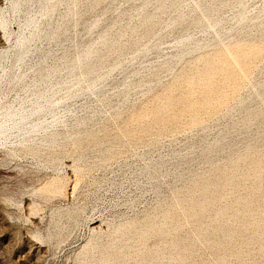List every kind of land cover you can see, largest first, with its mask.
Instances as JSON below:
<instances>
[{"label":"rangeland","instance_id":"obj_1","mask_svg":"<svg viewBox=\"0 0 264 264\" xmlns=\"http://www.w3.org/2000/svg\"><path fill=\"white\" fill-rule=\"evenodd\" d=\"M224 1L222 0L225 4L218 8L217 13L218 17L227 19L224 23V26H227L228 20L233 17L238 6L235 0ZM246 1L247 14L253 12L260 4V0ZM122 2L124 1L76 0L75 11L76 13L81 11L76 15L74 27L76 33L80 28V22H90L95 19L104 3L114 9L123 4ZM8 3L10 0H0V14L5 17L7 23V28L5 27L7 31L4 30L6 41L0 42V48L7 47L9 55L12 56V48L17 35L22 32L21 28L25 31L23 27L25 14L22 10L10 9ZM159 4L165 6L166 9L158 10ZM192 6V0L149 1L143 10L153 15L154 22L149 29L145 28L142 22L141 9L132 6L127 8L126 12L115 19L106 31L107 44H103L96 34L90 36L95 48L107 52L104 66L97 71L104 77L95 81V84L93 83V86L97 87L104 82L102 96H96L91 92L78 94L71 100H67L65 105L60 106L57 110L60 121L55 127L58 136L53 146L50 144L46 146L47 143H44L43 154L35 155L29 152L20 154L21 152H18L15 155L3 148V153L0 150V155H4L0 157V264H80L87 244L99 246L102 252L104 251L105 260L101 262L98 260L101 254L99 247L90 252L96 264H264V196H261L264 194V156H262L264 155V140H262L264 136H260L264 133V95L261 98L252 96L247 102V108L252 113L255 114L258 111L255 115L250 116L241 108L229 110L231 105L237 104L245 96L248 97L252 83L264 80V52L262 51L264 33L259 35L257 28L246 30L248 35L244 39L252 38L251 43H253L249 48L251 43H247L248 46L244 44L247 46L246 49H249H247V55L249 51H252V54L255 51L260 52L257 56L254 53L256 57L253 58L249 52L251 56L248 55V57L250 56L251 62L248 57L242 56L244 58L240 59L242 58L240 56L234 60L230 59L231 65L226 66L230 51L222 50L225 45L219 48V52L223 51L226 57L220 53L217 56L223 55V59L227 60L222 63V57L220 60L216 56L223 64L221 66L227 67L224 71L232 72L230 68H234V75L230 72L233 76L228 75V77L233 78L239 74L237 78L240 82L236 81V76L231 79L226 75L225 78V74L220 75L216 71L218 69L224 73L222 70L224 68L213 69L211 77L219 75L220 79L214 77L215 83L212 78L208 81L209 84H213V87L209 85L211 93L214 90V93L222 96L223 92L227 96L231 95L218 99L217 96L221 97V95L214 96L215 94L212 93L213 96L208 99L209 105L201 99V95L204 96L206 89L210 87L207 85V80L205 82L203 81L205 78L201 77L203 76L202 66L206 64L202 58L197 59L198 52L187 54L183 61L171 60L172 62L168 61L167 64H163L164 66L160 65L165 54L172 51V43L176 38L187 35L206 39L212 37L209 30L200 26L180 27L178 23H171L176 14H187ZM64 9V4L57 7L58 12H63ZM8 34H10L9 37ZM253 39L255 42L258 40L260 42L254 43ZM154 42H157L159 48L149 49L141 61L133 60L129 67L130 84H125L121 78L120 66L133 58L134 51L139 45H151ZM37 45L42 48L47 47L45 41H39ZM256 45L260 50L261 47L263 49L260 51ZM253 48L256 50L254 51ZM205 49H208V51L205 50L206 52L210 51L209 53L213 54L211 51L213 48ZM51 50L54 53L59 52L60 45L54 44ZM115 59H118L121 64L107 70V64ZM7 60L9 58L6 59V64ZM241 60L247 64L242 66L243 61ZM36 61L37 54L30 51L22 66L15 70L24 72L27 77H32L33 67L31 66ZM175 61L178 63L176 64ZM239 65L240 69L244 67L249 74L240 72ZM235 68H237L236 72H234ZM182 69L185 71L181 73L179 70ZM193 71L195 73L197 71L198 78ZM190 72L196 79L190 76ZM240 73L244 74L241 80ZM189 76L193 79V84L191 79H187ZM221 78H225V81L228 79L226 84ZM198 79L202 85L203 82L207 85V87L203 85L205 89L200 86ZM195 80H198L199 84L197 87L196 85L192 87L193 90L190 87L194 85ZM216 80L219 85L216 84ZM243 80L245 82H242ZM235 81L236 84H234ZM86 83L83 81L81 84ZM223 83L226 85H224L225 89L224 86H220ZM187 86L192 90L191 93ZM219 86L223 87L221 89L223 92L218 90ZM187 90L189 96L185 97ZM231 90L234 93H231ZM22 93L20 84L13 81L0 82V104L14 101ZM196 93L200 94L201 100ZM58 95L65 96L66 90L61 87ZM167 95L170 97L168 104L165 102ZM172 96H175L173 99L177 97V101L171 99ZM180 96L185 101L187 100L186 102H190L191 107L189 103L186 106V102H182L184 100ZM195 98L200 100V105L203 104L201 107L198 108L199 102ZM193 99L197 101L195 102L198 103L197 107L193 104ZM211 99H216V102L210 101ZM169 100L172 101L170 104ZM218 100L220 101L217 103ZM162 102L161 105H164V108H160L164 110L161 112H169L168 116L171 113L168 120H166L167 113L162 112L166 115L164 119L160 113L159 105ZM181 102L185 108L181 106ZM172 103L174 107L180 104L177 106L178 110L176 109L178 113L174 107H171ZM211 103H215L216 106ZM191 104L196 107L194 110L191 109L193 108ZM207 104L209 106L206 108ZM154 105L155 108L158 107L157 110ZM167 105L171 111L173 110L172 112L168 111L169 107L165 111ZM207 109H209L208 112H206ZM150 111L153 113L154 121H151ZM137 112L141 113V116L145 114L142 121L141 116L138 117L140 121L135 117ZM158 112L163 122H158L161 119ZM148 113L151 117L145 121ZM172 113H175L177 117H171ZM193 114L199 116L201 121L195 116L197 123ZM83 116L86 131L74 124L76 119ZM246 116H250L248 126L243 123ZM191 119L192 122H190ZM87 129L92 131L93 137ZM260 131L261 134H259ZM85 134H88L87 138ZM81 136L85 138L81 139ZM76 138L78 141L75 140ZM217 138L219 147L215 152L209 145ZM260 153L263 154L258 157ZM255 157L261 158L263 162L259 160L261 164L257 162L259 165H256L255 161L258 159ZM252 158L256 160L253 161ZM228 159L231 161L230 164L234 162L236 165L234 163L230 165ZM228 164L230 168L234 166L231 168L232 171L228 168ZM249 166L251 169H248ZM256 168L258 174L254 172ZM224 169L227 171L229 169V171L226 173ZM220 171L223 173L220 174ZM252 172L256 175V179ZM217 173L222 176L217 177ZM225 173L228 179L231 178V174L233 177L235 175L231 178L232 182L230 180L222 182L227 179H223ZM247 173L252 174V177H248L251 175ZM215 175L218 183L215 182L219 188L212 184V187L213 185L215 187L211 188L209 198L216 195L214 197L216 199H212L213 202L210 199L212 202L210 203L207 199L210 195H208L210 192L208 183L214 182ZM242 175H245V178ZM258 180L260 182L256 184L255 181L258 182ZM202 181L207 182L209 186L204 185L205 183L200 184ZM219 181L222 184H219ZM61 182L64 185L62 187L59 186ZM199 185L207 186V189L205 187L207 191L204 192V187ZM55 186L62 188L63 191L60 192V189L57 191L58 188L55 189ZM202 188L203 191H201ZM260 188L263 189L260 190ZM214 189H218L216 193L213 192ZM205 199L209 204L205 202ZM247 200H251V203ZM235 201L243 202L244 205ZM199 202L207 205L200 203V207L196 206ZM248 203L250 205H247ZM187 204H189L188 208ZM193 204L196 205L193 207ZM190 208H195L192 210L195 214L190 212ZM217 212L219 213L216 214ZM137 228H146V233L141 236L135 230ZM224 231L226 232L223 234ZM122 232L125 233L121 234ZM114 237H117L115 241L112 240ZM123 243L126 246L119 250L118 247H114V244ZM149 255H151L150 259H145Z\"/></svg>","mask_w":264,"mask_h":264},{"label":"bare ground","instance_id":"obj_2","mask_svg":"<svg viewBox=\"0 0 264 264\" xmlns=\"http://www.w3.org/2000/svg\"><path fill=\"white\" fill-rule=\"evenodd\" d=\"M123 1H124V2H122L123 4H121L120 6H118L117 8H114V9H111L107 3L106 4L104 3L103 4L104 5L103 8H101V10H99V13L97 14V17L95 19L91 20L90 22H80V24H79L80 28H79V30L76 33V30L74 29V27L76 25V18H77L76 15L78 14V12H81V11H78L76 13V11H75L76 0H10V3H8L10 9H12L14 11L15 10H22L24 12V14H25V19H24V23H23L24 24L23 27H24L25 31H23L22 28H21L22 32L20 34L18 33L19 35H17L18 37H16V39L14 41V46L12 48L13 49V55L12 56L9 55L6 46H5L6 48H4V47L0 48V82L1 81L2 82L3 81H6V82L13 81L14 83L20 84V87L22 88V92L23 93H22L21 96H17L15 98V100L12 101V102H3V103L0 104V142H1V147H0L1 149L0 150L2 151L1 153H3V150H8V152L10 151V152H12V154H15V153H18V152L19 153L21 152L20 154H23L22 152H29V153H32V154H35V155L43 154V150L44 149H43L42 146H45V145L47 146L48 144L53 146L55 141H56V138L58 136V131H57V129L55 127H56L57 123L60 121V116L58 115V111H57L60 106H62L63 104L65 105L66 104L65 102L67 100H71L74 96H76L78 94H84V93H90L91 92V93L95 94L96 96L97 95L102 96L103 90H104V87H103V83L104 82L100 83V85H98L97 87L93 86V83L95 81H98V80H100L101 78L104 77V75L98 74L97 71L104 66L105 56H106L105 54L107 52L104 51V50H100V49L95 48L93 46V42L90 40V36H92L93 34H96V35H98L101 38V41H102L103 44H107V40L105 38L106 31L108 30L110 25L113 23V21L115 19H117L118 17H120L121 15H123L126 12L127 8H129L131 6L132 7H137V8L142 10L141 17H142V22H144L145 28L149 29V27L154 22L153 15L151 13L147 12V11H143L144 8L146 7V5L151 0H123ZM235 1H236V5L238 6V9L236 10V12L233 15V17H230V19L228 20V25L224 26V23L227 22L226 21L227 19H224L222 17L221 18L218 17V13H217L218 8L220 6H222V4H225V3L222 2V0H209V1H207V0L206 1L205 0H192L193 6H192V9L190 8L191 11H187L188 12L187 14L186 13L185 14H182V13L176 14V16L171 21V23L172 24L178 23V25H180V27H184L186 25H197V26H200V27L204 28L205 30H209L212 33V37L210 39H206V38H195L192 35H187V36H184V37H181V38H176L173 41V43H172V51L170 53H168V54H165V56L163 57L160 65L164 66L163 64H165V63L167 64L168 61L170 63L171 60H176V61H181L182 60L183 61V59H185V56L187 54L192 53V52H198L197 55H196L198 58L197 57L196 58L197 59L202 58V61L205 60V62H206L205 63L203 61L204 64H206L205 66L200 65V66L203 67L202 72H201L203 74V76H201V77L205 78V80L202 78L203 81L206 82V80H207V83H208V81H210V79L212 78V79H214V83H215V78L217 79V77H219V79H220V76L216 75V77L214 76L215 78L211 77V75L213 74L212 73L213 69L215 70V68L217 69V67L218 68H224V69H222L223 71L225 69H227V67L225 68V67L221 66L223 64H221V61H220L221 58L220 57H222L224 55V52L223 51L219 52V48L222 47V45H225V47L223 46L224 49L222 48V50H224L225 52L230 51L229 52L230 58H229L228 61L226 60L228 63L222 57V60H223L222 63L226 62L227 63V64L225 63L226 66L229 65V64L231 65V63H232L231 60H234L236 57H240V56L241 57L242 56L248 57V55H250V53L252 54V51L251 52L249 51L250 53L248 52V55H247V51L249 50L248 48L250 46H252V44H253V43H251L252 38L248 39V37H247V40L244 39V38L248 35L247 34L248 32L246 30H248L249 28H251V29L257 28L258 34L259 35L260 34L263 35V33H264V0H260V4L253 10V12H251L252 11L251 10L250 11L251 13H249V14L246 13V6H247V1L246 0H235ZM235 1H234V3H235ZM60 4H64L65 5V9H64L63 12H61V11L58 12V10H57L58 5H60ZM157 9L158 10H165L166 7L161 5V4H159ZM79 19H80V16H79ZM77 22H79V21H77ZM6 24L7 23H6L5 17L2 14H0V42L3 41L4 40V36H6L5 31H4V30H6L5 29ZM244 29H245V31H244ZM251 29H250V31H251ZM74 30H75V32H74ZM251 34L249 33V35H251ZM9 35L10 34H8V37H9ZM256 35H257V32H256ZM251 36H253V34ZM256 38L257 37L255 36V40H257ZM225 40H226V42H225ZM255 40H254V43L260 42L259 40L255 42ZM4 41H6V39ZM39 41H45L47 47L46 48H42V47H40V45H37ZM247 43L248 44L251 43V45L249 44V46H248ZM54 44H59L60 45V51L57 52V53H54L51 50V47ZM244 44H246L248 46V48H247L248 50L246 49L247 46H245ZM257 45H258V43H257ZM257 45H256V47H257ZM258 46L260 47V45H258ZM261 46H262V44H261ZM207 47L208 48L209 47L213 48L212 50L210 49L213 52V54L212 53L210 54L209 53L210 51L206 52V51H208V49H205ZM151 48L158 49L159 46H158L157 42H154L151 45H147V44L139 45L137 47V49L134 51L135 54H134L133 58L130 61L129 60L126 61L124 63V65L120 66L121 67L120 68L121 78H122V80H124L125 84H127V85L130 84V76H129L130 69H129V67H130L131 63L133 62V60L134 61H141L143 59V57L145 56L146 52L149 49H151ZM255 48H253L254 51L258 47L256 49ZM262 49L263 48L261 47V50ZM250 50H252V48ZM9 51H11V50H9ZM30 51H32V52L37 54V61L34 62L32 64V66H31V67H33L32 77H27L24 72H22V71L17 72L15 70V68L19 69V67L22 66V64L25 62V59L28 56ZM220 51H221V49H220ZM262 51L264 52V49ZM263 52H261V54ZM218 53L223 54V55L222 56L220 55L218 57L217 56ZM254 53H256L255 54L256 56H257L258 53L260 54L259 51L258 52L255 51ZM254 53L252 54L253 55L252 58L255 56ZM250 56L248 57L249 61H250ZM224 57H226V56L224 55ZM7 58H9V60H7V64H6V59ZM243 58L244 57H242L240 59H243ZM260 58L262 60V56H260ZM248 59H246V60L248 61ZM176 61H175V63H176ZM242 61L243 60H241V62ZM203 62H202V64H203ZM120 64L121 63L118 61V59H115V60H113V61H111V62H109L107 64V67H108L107 70H111V69L119 66ZM238 64H239V62H238ZM245 64H247V63L245 62ZM245 64H244V61H243L242 66H245ZM160 65H159V67H160ZM240 65L238 66L240 72L242 71V73L249 74V73H247L249 71H246V69L244 67L243 68L245 70H243L242 67L240 69ZM229 66H228V69L230 68ZM248 66L250 67V63H249ZM202 67H200V68H202ZM249 67H247V68H249ZM192 68H194V67H192ZM230 69L232 70V72L229 70V71H227V73H226V71H224V73H223L221 70H220L221 71L220 72L218 69L216 71H218L220 73V75H221V73L225 74V78H226V75H227V78H231V77H228V75L229 76H233L234 75V73H233V69L234 68L232 69V67H231ZM236 69L237 68H235L234 72H236ZM179 71L182 73V71H185V70L182 69V70H179ZM190 71H192V69ZM194 71H195V69H194ZM216 71H214V72H216ZM243 71H245V72H243ZM228 72H229V74H228ZM230 72L233 75H231ZM238 72L239 71L237 70V73ZM186 73H187V70H186ZM186 73H185V75H186ZM190 73H191L190 76L192 77V72H190ZM219 73H217V74H219ZM194 74L198 78L197 71H196V73L194 72ZM237 76L235 78H237ZM240 76L242 77V78H240V80H241V79H243L244 74H241ZM78 77H82V78H78ZM189 77L187 79H191V77L190 78ZM201 77H199V79ZM222 77H224V75ZM234 77L231 78V79H234ZM192 78H194V77H192ZM225 78H221V80L224 79V81H225ZM244 78H246V77H244ZM194 79H196V78H194ZM191 80H192V84H193V79H191ZM198 80H195L196 84L194 82V85L190 84V81H189V84L192 85L190 88L194 87L195 85L197 87L198 86L197 84H199V83H197ZM227 80L228 79H226V81ZM237 80H238V78L236 79V81ZM83 81H86L87 83L85 85L81 84ZM211 81L213 83V80H211ZM226 81H225V84H226ZM236 81H235L234 84H236ZM199 82H200V80H199ZM228 82H230V81H228ZM242 82H245V80H243ZM249 82L251 83V81H249ZM221 83H222V81H221ZM230 83H232V82H230ZM183 84H185V81H183ZM200 84H201L200 86L204 87V89H205V86H203L205 83L203 82V85H202V82H200ZM216 84L219 85L218 81H217ZM216 84H215V86H216ZM225 84L224 83L222 85L220 84V86H224ZM207 85H208V87H210V86L213 87L212 86L213 84L211 85V84L208 83ZM207 85H206V87H207ZM225 86H224V89H225ZM61 87L66 90V95L65 96L58 95V91H59V89ZM187 87L189 88V86H187ZM211 87H210V89L209 88L206 89V93H204V96L201 95L202 98H201L200 94H197V93L199 91H202L203 88L201 90L198 89L199 91L196 93L198 98L200 97L204 103L207 102L209 104L208 99L213 96V95H211L212 93L215 94L214 96L219 94V93L218 94L214 93V90H212V93H211ZM236 87L237 86H235V88ZM190 88L188 89L190 92L187 90V94L185 95V97L187 95L189 96L188 92L191 93L192 90H190ZM222 88L223 87H220V89L218 88V90L220 91ZM227 88H228V85H227ZM204 89H203V91H204ZM212 89H214V88H212ZM226 90H224V91H226ZM227 92H229V90ZM230 92L234 93L233 90H231ZM222 94H223V96L221 94H219V95H221V97L217 96L218 99L219 98L222 99V97H225L226 94H224V92ZM169 95H167V97H168L167 100L164 99V100H166L165 102H167L168 99L170 98ZM181 95L184 97L183 94H181ZM262 95H264V80L261 81V82L252 83L251 84V91H250L248 97L245 96L243 99H240L237 102V104L231 105V108L230 109L228 108V109L231 110V109H240L241 108L244 111H247L248 114L251 116V114H254V113H252V111H250L247 108L248 100L252 96H256V97H260L261 98ZM175 96H172L171 99H173ZM182 96H180V98L182 100H184ZM229 96L226 95V97H229ZM176 99H177V97H176ZM176 99H173V100H176ZM199 99L195 98V100H198V102H199L198 108H199V106L201 107L203 105V104L200 105V100L201 99L200 100ZM195 100L193 99L194 102L192 101L194 105L198 104V103H195V102H197ZM186 101L184 100L182 102H186ZM189 101H190V99H189ZM210 101H212V102L215 101L216 102V99L215 100L211 99ZM219 101L220 100H218L217 103ZM222 101H224V100H222ZM170 102H172V101L169 100V104H170ZM182 102H181V106L183 105ZM188 103H189V106H190V102H186L185 105L187 106ZM221 103H219V104H221ZM161 104H163V102L160 103V105ZM167 104H168V102H167ZM208 104H207L206 108L210 105V104L209 105ZM214 104L215 103H213L212 105H214ZM160 105H159V108L164 106V105L163 106L162 105L160 106ZM171 105H172L171 107H174L173 103ZM178 105H180V104H176L175 105L176 107H174L175 109L172 108L176 112H177V110L179 108V107H177ZM194 105H192L193 108H191L193 110H194V107H195ZM205 105L206 104H204V106ZM156 106H158V105L156 104ZM215 106H216V104H215ZM168 107H169V105H167V107L165 106V108H166L165 111L167 110ZM182 107L185 108L184 106H182ZM196 107H197V105H196ZM203 107H202V109H205ZM154 108H155V105H154ZM157 108L158 107H156L155 109L157 110ZM163 108H160V113L162 114L163 119H164V117L166 115H167L166 116L167 118L165 117L166 120L170 119L171 113L168 116L169 112L168 113L166 112L167 113L166 114V113H164V111H162L164 114H166V115H164L161 112V110H164ZM198 108H197V111H198ZM169 109H170V107H169ZM169 109H168V111H170V112L173 111V110L171 111V109L170 110ZM209 109H210V107H209ZM209 109H207L206 112H208ZM188 110H189V108H188ZM188 110L186 109V111H188ZM199 110H201V108ZM151 111H152V109H151ZM181 111H183V110H181ZM152 112L150 113V115L153 114ZM179 112H180V110H179ZM190 112H191V110H190ZM194 112L195 111H193V113ZM199 112H197V114H199ZM201 112H202V110H201ZM257 112H255V114ZM137 113L139 114V116H136V115H138ZM137 113H136V115L134 113V115H135V117H137V119H139L138 117L141 116V113H139V112H137ZM149 113H148V116H149ZM160 113L158 112V116H159ZM180 113H182V112H180ZM261 113H259V115H261ZM174 114L172 113L173 116H171V117H174L176 115V114L175 115ZM187 114H189V113H187ZM194 114H196V113H194ZM143 116H141L142 117L141 121L143 120ZM148 116H147V118L144 119L145 121H147L146 119L151 117V116H149V117ZM156 116H157V114H156ZM195 116H197V115H194V117ZM250 116L249 117L246 116V118L243 120V123H244L245 126H248L250 124ZM159 117H161V116H159ZM175 117H177V116H175ZM178 117H179V115H178ZM194 117H192V118L194 119ZM197 117L199 119V116H197ZM151 118H152L151 119V121H152L154 119L153 115H152ZM156 119H157V117H156ZM158 119H160V118H158ZM163 119L161 117V119L158 122H160V121L163 122L162 121ZM252 120H253V118H252ZM139 121H140V119H139ZM193 121H195V119ZM196 121H197V118H196ZM84 122H85V118L83 116L81 118L76 119L74 124H76L78 127L80 126V128H82V130H85L84 128H86V126L84 125ZM190 122H192V119L190 120ZM197 123H198V121H197ZM255 123H257V122H255ZM262 123H263V121H262ZM87 131H89L90 133L92 132V131H90L88 129H87ZM82 133H83V131H82ZM82 133L80 132V134H82ZM92 134L93 133H91L90 136L93 137ZM259 134H261V131H260ZM79 136H78V138H79ZM260 136L263 137L264 133L262 135H260ZM87 137H88V134L86 135V138ZM83 138H85V137L81 136V139H83ZM75 140L78 141L77 138ZM262 140H264V138ZM79 141H80V139H79ZM44 143H47V144L44 145ZM209 146H210V148L212 150H215V152H216V150H218V147H219L218 138L214 142H212ZM222 147H223V145H222ZM250 147H251V145H250ZM2 148H3V150H2ZM44 148H46V147H44ZM261 152H263V151H261ZM4 153H6V152L4 151ZM262 154L263 153H260V156L258 155V157H261ZM2 155H0V157ZM262 156H264V155H262ZM255 158H257V157H255ZM257 159H258V161L256 159L253 160V158H252L253 161L256 160L255 163L259 162V160L261 158L260 159L257 158ZM2 160L4 161V159H2ZM263 160H260V161L263 162ZM234 162H235V160H234ZM228 163L230 164L231 161L229 160ZM263 163L260 166L261 168L263 167ZM232 164H230V165H232ZM252 164H253V166L259 165L258 163L256 165H254V163H252ZM252 164H250L251 167H252ZM230 165H229L228 168H230ZM234 165H236V163H234ZM250 166L248 167V169L250 168ZM219 167L222 169L221 166H219ZM223 168H226V167H223ZM231 168H234V166H231ZM231 168H230V170L232 171ZM226 169H224V170H226ZM253 169H255V168H253ZM224 170H222V171L224 172ZM257 170H258L257 168H256V171L254 170L255 174H258ZM261 170H263V169H261ZM222 171H220L221 173L220 172L219 173L222 174L223 173ZM228 171H229V169H228ZM228 171L226 170V173ZM219 173H217V177L218 176L219 177L222 176V175H218ZM226 173L223 174V179L227 178ZM214 174H215V172H214ZM255 174H254V178L256 176ZM8 175H9V173H8ZM224 175H226V177H224ZM232 175L233 174H231L230 177L234 178L235 175H234V177ZM248 175H251V176H248ZM248 175H247L248 177H252V174L249 173ZM215 177H216V175L214 176V178ZM217 177L215 178V180L213 179L214 182L217 181L216 180ZM242 177L245 178V175L244 176L242 175ZM231 178L230 179L227 178V179H225V181H222L223 179L221 178V181L222 182H228L229 180L231 181ZM57 181H59V180H57ZM214 182L213 183L209 182L208 184H210V186L208 184H206L207 182L205 183V181L204 182L202 181V183H200V184H204L205 183L204 185H208L209 186L208 189L210 188V192L208 193V195L212 191L211 188H213L215 186L218 187L216 185L218 183V181H217V183L216 182L214 183ZM255 182H256V184H258L260 181L258 180V182L257 181H255ZM56 184H58V182ZM212 184H214L215 186L213 185V187H212ZM219 184H222V183L219 181ZM223 184H225V183H223ZM62 185L63 184L61 182V184L59 186L62 187ZM199 186L201 187L202 185H199ZM199 186H198V188H199ZM261 186H262V184H261ZM55 187H54L55 189L58 188V186H55ZM202 187H204V192H206L207 190H205V187L207 189V186H202ZM49 188H50V186H49ZM59 189H60V187L57 189V191ZM262 189L260 188V190H262ZM51 190H52V188H51ZM54 190H53V192H54ZM61 190H62V188L60 189V192H61ZM216 190H218V189H216ZM216 190L214 189L213 192L216 193ZM254 190H255V187H254ZM254 190L252 192H254ZM201 191H203V188H202ZM204 194L206 195V193H204ZM248 194H250V193H248ZM210 196H211V194L208 196V198L207 197H205V198L209 199L208 201L210 203H212L213 200L216 199V198L214 199V197L216 195H214V197L212 195V198H209ZM248 196L249 195H247V197ZM261 196H264V194H262ZM207 199H205L206 200L205 202H207ZM210 199L211 200L213 199L212 202L210 201ZM240 199H242V198H240ZM240 199H239V201H240ZM203 201H204V197H203L202 202ZM242 201H244V200H242ZM250 201H248V202H250ZM192 202H194V201H192ZM235 202L238 203L237 201H235ZM200 203L201 202H199L198 204H200ZM189 204H187V208H188ZM198 204L197 205L193 204V207H194V205L200 207L202 203L200 205H198ZM203 204L207 205L209 203L207 202V204L206 203H203ZM238 204H243L244 205L243 202L242 203L240 202ZM247 205H250V204L248 203ZM191 207H192V205H191ZM237 207L239 209L238 205H237ZM187 208H185V209H187ZM242 209H244V208H242ZM245 209H247V207ZM192 210H195V208H192V209L190 208V212L191 213L193 212ZM197 210H198V208H197ZM235 210H236V207H235ZM235 210H234V212H235ZM200 211H201V209H200ZM200 211H199V214H200ZM218 211H220V209ZM196 213L198 214V211ZM218 213L219 212H217L216 214H218ZM192 216H194V215L192 214ZM169 218H170V216H169ZM255 224H257V223H255ZM147 226H149V225H147ZM263 227H264V225H263ZM145 229L146 228H139V229L137 228L135 230H137L138 234L143 236L146 233ZM225 232L226 231H224L223 234ZM124 233L125 232H122L121 234H124ZM225 236H226V234H225ZM116 239H117V237H114L112 240L115 241ZM118 240H119V238H118ZM208 242H210V240ZM87 245H86V248H85L84 252L82 251L83 252V257L81 259V263L80 264H82V263H84V264H96L97 262L94 260V258L91 257L92 255L90 254V252L96 250L99 246L97 247V246H95L93 244L88 245V246ZM125 246H126L125 243H123L121 245L114 244V247H118V250L123 248V247H125ZM99 249H100V247H99ZM103 252L100 249V253L101 254H100L99 258H98V260L100 262L105 260V257L103 256L104 255ZM88 254H89V256H88ZM238 254H239V252H238ZM150 256L151 255H149V257H146L145 259H150ZM221 261H223V259H221Z\"/></svg>","mask_w":264,"mask_h":264}]
</instances>
